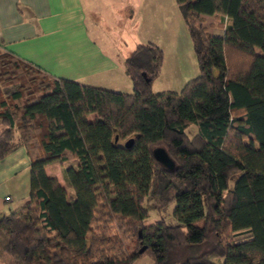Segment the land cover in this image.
<instances>
[{"label":"trees","instance_id":"1","mask_svg":"<svg viewBox=\"0 0 264 264\" xmlns=\"http://www.w3.org/2000/svg\"><path fill=\"white\" fill-rule=\"evenodd\" d=\"M175 3L198 65L178 92H153V43L123 61L131 93L0 47V160L20 147L29 159L28 203L0 216V264H264V0ZM56 164L64 185L46 172ZM148 198L173 203L175 223L146 224Z\"/></svg>","mask_w":264,"mask_h":264},{"label":"crops","instance_id":"2","mask_svg":"<svg viewBox=\"0 0 264 264\" xmlns=\"http://www.w3.org/2000/svg\"><path fill=\"white\" fill-rule=\"evenodd\" d=\"M166 2L170 7V0H0V47L56 77L131 93L123 69L125 57L138 43H153L164 50L166 42H172L170 28L166 29L171 23ZM204 18L210 34H224L217 17ZM100 20L121 23L124 32L119 38L126 36L125 47L110 38V30L104 31ZM159 29H164L162 35ZM107 45L115 46L112 52ZM163 71L164 60L160 75ZM185 83L165 91L178 92ZM153 86L154 82L152 90ZM7 196L10 200H5ZM28 201L29 159L20 147L0 160V216ZM134 264L152 261L137 259Z\"/></svg>","mask_w":264,"mask_h":264},{"label":"rangeland","instance_id":"3","mask_svg":"<svg viewBox=\"0 0 264 264\" xmlns=\"http://www.w3.org/2000/svg\"><path fill=\"white\" fill-rule=\"evenodd\" d=\"M170 2H171L170 7L166 2V13L170 12L168 16H170L171 18L170 20L171 23L170 26L167 27L166 29L170 28V32H171L170 41L172 42L169 44L166 42V44L164 45L163 54H164L165 71H163L160 77L154 81L153 92L156 93L165 91L166 89H171V87L179 85L182 81L187 82L188 80L193 79L198 75L197 59L193 51L192 42L189 33L187 31L186 25L183 21L180 12L178 11L175 0H170ZM99 24L101 25L103 30L104 29L108 31L110 30L109 34L112 40H115L117 42L121 41L120 42L121 44L118 46L120 47L126 46L125 44H123L124 41L127 40L126 36L123 39L119 38L120 33L124 32L122 26L120 25L121 23L119 21L112 23L113 25L115 24L114 28H111V26L113 25H111V23L105 22V20H100ZM163 30L159 29L161 35L163 33ZM114 47L115 46H109V45L105 46V48L111 52L113 51ZM168 71H171L173 73L170 72L168 73ZM186 132L189 136H193L196 132V126L194 125L190 126L189 128H187ZM46 172L54 173L57 176L60 183L62 185L65 184L63 178L62 166L56 164L51 169L47 168ZM144 206L148 210V218L145 220L146 224L154 223L160 219H164L166 223L170 225H173L175 223L173 218V209H174L173 203L169 204L168 206H166L161 210H158L156 209L154 202L152 200H149L148 198L145 201ZM195 222L198 224H202V219H199ZM141 259L144 262L150 260L148 257H143Z\"/></svg>","mask_w":264,"mask_h":264},{"label":"water","instance_id":"4","mask_svg":"<svg viewBox=\"0 0 264 264\" xmlns=\"http://www.w3.org/2000/svg\"><path fill=\"white\" fill-rule=\"evenodd\" d=\"M116 139V138H115ZM132 142V139H129L125 142V146L128 147L130 146ZM153 155L155 157V159L162 165L164 166L168 171H172L174 169V162L173 160L168 156V154L166 153V151L161 148V147H157L153 149Z\"/></svg>","mask_w":264,"mask_h":264},{"label":"built area","instance_id":"5","mask_svg":"<svg viewBox=\"0 0 264 264\" xmlns=\"http://www.w3.org/2000/svg\"><path fill=\"white\" fill-rule=\"evenodd\" d=\"M5 200H10V196L5 197Z\"/></svg>","mask_w":264,"mask_h":264}]
</instances>
